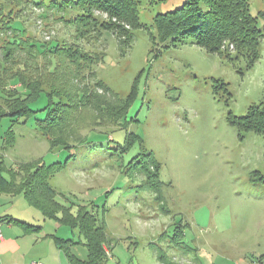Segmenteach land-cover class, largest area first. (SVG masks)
I'll return each instance as SVG.
<instances>
[{"label":"rangeland","instance_id":"1","mask_svg":"<svg viewBox=\"0 0 264 264\" xmlns=\"http://www.w3.org/2000/svg\"><path fill=\"white\" fill-rule=\"evenodd\" d=\"M185 1L141 0L135 13L142 27L113 19L133 33L120 44L118 32L103 29L109 15L99 10L93 11L97 23L90 19L97 28L80 37L74 27L82 19L79 4L70 2L63 16L48 9L49 0H0V6H13L21 16L17 25L35 39L78 45L96 61L101 55L78 74L63 62L68 80L98 79L108 88L98 87L88 99L79 96L88 102L85 108L101 98L110 113L124 109L116 123L101 116L100 126L78 128V145L66 149L51 144L36 120L45 117L46 104L66 101L67 93L47 87L33 94L14 77L9 88L27 99L29 117L0 118V162L39 172L59 203L94 214L106 235L104 264H264V136L242 132L229 119L264 102V39L251 67L189 40L160 41L155 16ZM249 1L264 27V0ZM234 48L230 44L232 56ZM51 60L49 74L56 67ZM62 231L73 237V251L87 257L79 229L62 224Z\"/></svg>","mask_w":264,"mask_h":264},{"label":"trees","instance_id":"2","mask_svg":"<svg viewBox=\"0 0 264 264\" xmlns=\"http://www.w3.org/2000/svg\"><path fill=\"white\" fill-rule=\"evenodd\" d=\"M140 1L49 0L47 7L58 9L64 16L66 9L69 6L73 7L69 5L70 2H74V5H81L82 10L77 14L82 19L76 18L80 22L78 26H74L80 37L88 35L94 28H97L95 25L98 20L93 13L94 10L107 13L109 20L102 24L103 29L118 32L120 44H128L133 38V33L127 31L120 23L114 22L113 19L124 21L132 28L142 27L139 16L135 13ZM36 3L41 4L38 1ZM20 19V14L15 13L13 6L5 4L0 6V41H2L0 42V118L11 115L19 121L21 118L29 117L30 108L27 99H21V95L16 97V90L9 88V82L14 77H18L22 84L31 88L33 94L47 90V87H50L52 93L59 91L67 93L66 101L46 104L41 109L46 112L45 117L36 120L38 128L42 130V135L46 136L51 144H63V148L66 149L74 148L79 141L73 143L74 137L79 138V136H73V134L78 128L91 129L95 128V126L91 127L92 125L100 126L97 120L101 116H104L106 120L110 119V121L107 120L109 123L111 120H113L112 123H116L122 118L123 108L110 113L109 109L105 108L107 103L101 98L94 99L95 101L89 104L88 108H85L88 102L78 100L79 96L88 99L93 93L97 94L98 87L107 91L108 88L101 81L95 83L98 80L95 79L96 71H89V76L95 79L93 83L89 81L85 83L82 78L79 82L78 80L71 82L66 75V65L63 63L66 60L72 66L77 67L75 74H78L85 67L89 68L95 62L99 63L102 59L101 55L100 60L96 61L88 51L78 45L62 46L54 40L47 42L37 40L28 33L24 24L22 27L17 25ZM90 19L95 20L96 23H92ZM154 24L160 41L175 38L172 44L176 45L189 40L211 53H219L234 62L243 58L248 67L261 58L260 45L264 39V27L260 26L258 17L251 13L249 0H186L176 10L158 13L154 18ZM230 44L235 47L234 56L229 50ZM51 59L55 61L56 67L54 66L55 70L49 74ZM67 68L69 69L70 66L68 65ZM82 75L84 77V74ZM49 95H51L50 92ZM86 113L91 115V117L86 116L89 117L88 121L84 117ZM77 116H82L81 120ZM229 119L242 132L255 131L264 136V102L261 106H251L245 115H237ZM84 121L86 124L82 126L81 123ZM67 137L71 138V141H68ZM83 140L85 136L80 139V141ZM54 164L57 167L61 165L59 162ZM254 174L253 179H256L259 172L256 171ZM261 175L259 181L264 183V175ZM47 184L44 175L39 172L33 173L29 168L28 172L24 173L23 170L18 171L14 167H7L3 160L0 162L1 190L23 193L28 202L40 209L45 217L79 229L88 249V260L80 261L75 258L74 260L79 264L106 263L107 254L103 247L106 235L103 225L94 214L82 211L75 213L71 207L59 203L55 197V190ZM15 221L27 230L35 227L20 220ZM58 242L61 248L67 251L74 240L62 242L58 240Z\"/></svg>","mask_w":264,"mask_h":264},{"label":"crops","instance_id":"3","mask_svg":"<svg viewBox=\"0 0 264 264\" xmlns=\"http://www.w3.org/2000/svg\"><path fill=\"white\" fill-rule=\"evenodd\" d=\"M21 195L23 193H10L0 189V226L4 235L0 241V264H32L36 260L45 264H79L76 260H88V255L84 257L86 255L83 253L76 254L71 245L67 251L61 248L58 240H74L73 237L62 231L60 222L45 217L35 207L43 215V221L32 210L31 207L34 206L28 200L25 202ZM15 220L35 227L27 230Z\"/></svg>","mask_w":264,"mask_h":264},{"label":"built area","instance_id":"4","mask_svg":"<svg viewBox=\"0 0 264 264\" xmlns=\"http://www.w3.org/2000/svg\"><path fill=\"white\" fill-rule=\"evenodd\" d=\"M4 238V235H3V232H2V229H1V226H0V241ZM32 264H45L43 261H40V260H36V261H33Z\"/></svg>","mask_w":264,"mask_h":264}]
</instances>
